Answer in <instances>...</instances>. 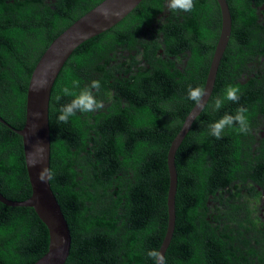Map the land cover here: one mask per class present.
<instances>
[{
	"label": "trees",
	"instance_id": "trees-1",
	"mask_svg": "<svg viewBox=\"0 0 264 264\" xmlns=\"http://www.w3.org/2000/svg\"><path fill=\"white\" fill-rule=\"evenodd\" d=\"M103 0H0V118L25 123L31 73L51 42ZM231 35L212 95L175 154V228L167 264H264V0H226ZM215 0L173 13L167 0H142L123 20L82 43L51 89L50 188L71 234L65 264H153L167 226V152L195 105L189 85L204 87L219 37ZM99 80L104 108L59 109ZM240 101L210 105L227 85ZM61 99L57 102L56 97ZM240 107L250 132L209 125ZM0 194L27 200L31 188L21 138L0 123ZM49 236L33 209L0 203V264H34Z\"/></svg>",
	"mask_w": 264,
	"mask_h": 264
},
{
	"label": "water",
	"instance_id": "water-1",
	"mask_svg": "<svg viewBox=\"0 0 264 264\" xmlns=\"http://www.w3.org/2000/svg\"><path fill=\"white\" fill-rule=\"evenodd\" d=\"M142 0H103L88 11L70 27L56 37L36 63L26 92L25 123L22 129L10 127L0 118V123L21 138L26 172L31 188L27 200L14 202L0 194V203L7 207L31 208L48 231L49 245L47 253L34 264H64L70 250V232L62 215L60 206L50 188L49 180L41 182L38 178L43 168L49 169L50 163V128L48 108L51 89L65 62L82 43L111 29L123 20ZM221 15V27L214 52L208 68L204 88L208 95L204 97L207 105L215 84V78L222 56L231 35V14L226 0H215ZM108 8L112 13L109 20L98 14L99 9ZM41 84H45L41 88ZM196 105L185 117L180 130L172 140L167 152V171L169 186L167 191V226L159 251L164 256L172 239L175 226V195L177 172L175 154L189 132L195 119L205 108ZM40 112L41 118L34 119L33 113ZM35 124V128L33 125ZM40 146L43 151H40ZM37 162L33 166V162ZM42 161V162H41ZM264 201V193H263Z\"/></svg>",
	"mask_w": 264,
	"mask_h": 264
},
{
	"label": "clouds",
	"instance_id": "clouds-1",
	"mask_svg": "<svg viewBox=\"0 0 264 264\" xmlns=\"http://www.w3.org/2000/svg\"><path fill=\"white\" fill-rule=\"evenodd\" d=\"M195 7V0H167V8L173 13L177 12H191ZM98 14L105 20L111 19L113 13L108 8H101ZM73 88H78V93L73 92L68 87L62 89L63 93L67 96H71L72 99L63 104L59 109V115L57 120L59 122L67 124L69 118L75 116L77 113H92L104 108L102 100H98L94 93H98L101 88L99 80H92L91 83L83 88H80V82L74 80L72 82ZM45 84H41L43 88ZM208 95L206 89L202 86L188 87L187 99L195 103L197 107L203 108L205 106L204 97ZM61 99L60 96L56 97L57 102ZM225 101L233 103H239L240 101V88L239 86L227 85L222 96L215 98L214 102L210 105L214 111H219ZM248 109L240 107L236 110V113L225 114L222 118L209 125V134L216 139L223 137L224 130L226 128L236 127V130L241 134H248L251 130L248 117L246 115ZM40 112L33 113L34 119L41 118ZM35 128V124L33 125ZM40 151H43V147L40 146ZM42 162V161H41ZM37 162H33L35 166ZM41 182L49 180L51 178V172L47 168H43L38 176ZM147 256L153 261V264H167L165 256L162 251L149 250Z\"/></svg>",
	"mask_w": 264,
	"mask_h": 264
},
{
	"label": "bare ground",
	"instance_id": "bare-ground-1",
	"mask_svg": "<svg viewBox=\"0 0 264 264\" xmlns=\"http://www.w3.org/2000/svg\"><path fill=\"white\" fill-rule=\"evenodd\" d=\"M61 209V208H60ZM61 212H62V210H61ZM62 215H63V217H64V214H63V212H62ZM64 219H65V217H64ZM65 221H66V219H65ZM66 223H67V221H66ZM67 226H68V223H67ZM175 227V226H174ZM68 229H69V227H68ZM69 232H70V230H69ZM173 236V235H172ZM70 237H71V234H70ZM171 242V241H170ZM169 247V246H168ZM70 248H71V242H70ZM168 249V248H167ZM167 251V250H166ZM69 254H70V250H69ZM68 257H69V255H68ZM68 257H67V259H68ZM67 259H66V261H67ZM66 261H65V263H66ZM64 263V264H65Z\"/></svg>",
	"mask_w": 264,
	"mask_h": 264
},
{
	"label": "flooded vegetation",
	"instance_id": "flooded-vegetation-1",
	"mask_svg": "<svg viewBox=\"0 0 264 264\" xmlns=\"http://www.w3.org/2000/svg\"><path fill=\"white\" fill-rule=\"evenodd\" d=\"M263 136H264V133L262 132V134H261V138H263Z\"/></svg>",
	"mask_w": 264,
	"mask_h": 264
},
{
	"label": "rangeland",
	"instance_id": "rangeland-1",
	"mask_svg": "<svg viewBox=\"0 0 264 264\" xmlns=\"http://www.w3.org/2000/svg\"><path fill=\"white\" fill-rule=\"evenodd\" d=\"M213 55V54H212ZM212 58V57H211Z\"/></svg>",
	"mask_w": 264,
	"mask_h": 264
}]
</instances>
